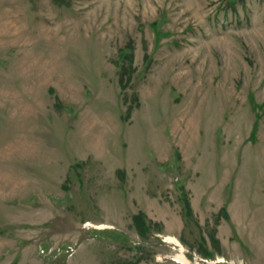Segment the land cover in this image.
<instances>
[{"label":"rangeland","instance_id":"obj_1","mask_svg":"<svg viewBox=\"0 0 264 264\" xmlns=\"http://www.w3.org/2000/svg\"><path fill=\"white\" fill-rule=\"evenodd\" d=\"M0 264H264V0H0Z\"/></svg>","mask_w":264,"mask_h":264}]
</instances>
